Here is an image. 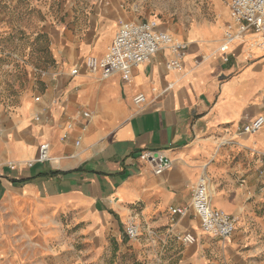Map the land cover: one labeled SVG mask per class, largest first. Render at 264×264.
Instances as JSON below:
<instances>
[{
    "label": "crops",
    "instance_id": "crops-1",
    "mask_svg": "<svg viewBox=\"0 0 264 264\" xmlns=\"http://www.w3.org/2000/svg\"><path fill=\"white\" fill-rule=\"evenodd\" d=\"M222 13L187 28L159 23L187 45L183 67L167 68L165 48L134 67L130 82L85 66L108 51L121 21L144 20L120 0H97L84 30L55 37L54 65L38 72L41 90L0 102V264H206L200 247L169 234L198 229L191 212L173 223L170 208L190 205L203 173L212 206L240 219L231 238H219L221 255L264 264V224L256 218L264 205V128L238 132L264 116V49L250 34L230 44L224 61L229 14ZM137 93L146 96L139 106ZM44 142L53 160L35 161ZM143 150L162 151L172 168L155 175ZM131 217L140 225L136 240L124 230Z\"/></svg>",
    "mask_w": 264,
    "mask_h": 264
},
{
    "label": "rangeland",
    "instance_id": "rangeland-1",
    "mask_svg": "<svg viewBox=\"0 0 264 264\" xmlns=\"http://www.w3.org/2000/svg\"><path fill=\"white\" fill-rule=\"evenodd\" d=\"M96 1L0 0V102L16 104L31 86L33 90H41L38 72L48 71L54 65L55 37L76 26L84 30ZM120 3L141 19L175 28L216 22L222 19L223 9L229 14V0H120ZM129 20L134 19L126 21ZM227 22H231L230 16ZM262 206L257 209L256 218L264 224ZM235 216L239 222L238 214ZM194 231L197 236L194 244L206 256V264H233L221 255L219 238L204 233L200 225ZM141 238H148L146 231Z\"/></svg>",
    "mask_w": 264,
    "mask_h": 264
},
{
    "label": "built area",
    "instance_id": "built-area-1",
    "mask_svg": "<svg viewBox=\"0 0 264 264\" xmlns=\"http://www.w3.org/2000/svg\"><path fill=\"white\" fill-rule=\"evenodd\" d=\"M229 16L231 22L225 25L223 42L219 49L223 53V60L229 59V46L235 40L243 41L247 35H256L257 40L252 46H262L264 49V0H229ZM259 38L263 39L261 44ZM169 49L172 56L167 61V68L181 70L183 67V57L187 45L176 42L173 36L165 30L159 28L156 20H132L121 21L119 29L115 35L112 45L102 56H89L85 59V66L92 72H99L102 78H108L115 72H120L123 79L130 82L134 67L146 63L162 49ZM44 74V71H40ZM78 73V68H74L71 74ZM40 96L35 97L39 101ZM133 101L136 105L146 102L144 93H137ZM83 117H89V112H83ZM37 118V117H36ZM71 127V124L69 125ZM85 126L81 128L85 130ZM264 128V116L260 115L254 120L240 125L238 132L246 134H257ZM67 133L63 134V138ZM80 138L75 141L79 145ZM140 159L151 165L155 175H162L172 168V160L160 150H143ZM50 145L47 142L39 146V154L35 161H52ZM35 161L27 163L32 167ZM258 161L262 164L261 175H264V155L258 154ZM9 168L15 169L14 163L9 164ZM212 192L211 183L206 173L199 176L193 189L192 200L189 206L171 207V221L176 222L177 216H186L188 213L199 220V225L204 233L221 238L229 239L236 231L238 222L237 216L228 213L223 209L215 208L211 204ZM264 201V194L262 197ZM126 236L130 240H136L140 236V225L133 217L128 219L124 225ZM173 239L183 245H192L196 242L197 236L191 231L170 232Z\"/></svg>",
    "mask_w": 264,
    "mask_h": 264
},
{
    "label": "bare ground",
    "instance_id": "bare-ground-1",
    "mask_svg": "<svg viewBox=\"0 0 264 264\" xmlns=\"http://www.w3.org/2000/svg\"><path fill=\"white\" fill-rule=\"evenodd\" d=\"M259 41H260L261 44L263 43V39L262 38H259ZM259 47H261V46H259Z\"/></svg>",
    "mask_w": 264,
    "mask_h": 264
},
{
    "label": "trees",
    "instance_id": "trees-1",
    "mask_svg": "<svg viewBox=\"0 0 264 264\" xmlns=\"http://www.w3.org/2000/svg\"><path fill=\"white\" fill-rule=\"evenodd\" d=\"M21 183L24 182V181H20Z\"/></svg>",
    "mask_w": 264,
    "mask_h": 264
}]
</instances>
